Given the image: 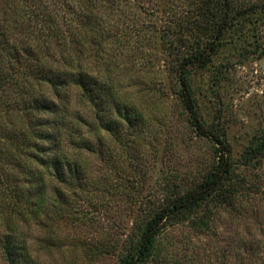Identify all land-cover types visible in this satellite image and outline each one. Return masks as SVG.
Returning <instances> with one entry per match:
<instances>
[{"label":"trees","instance_id":"16d2710c","mask_svg":"<svg viewBox=\"0 0 264 264\" xmlns=\"http://www.w3.org/2000/svg\"><path fill=\"white\" fill-rule=\"evenodd\" d=\"M132 6L144 17L156 14L160 25L127 13ZM147 36L154 37L157 51H167L187 125L211 141L213 164L184 193L176 187L159 205L142 211L118 264H162L155 259L157 237L167 223L184 217L195 234L205 235L218 210L233 218L247 217L242 198L262 192L256 169L264 157V133L252 136L238 159L252 171L250 177L235 174L236 161L223 129L217 121L208 128L200 117L192 79L196 70L207 68L210 88L218 84L223 68L212 62L228 39L238 45L241 62L264 56V0H0V192L8 196L0 201V210L3 202L18 213L24 207L23 221L27 212L35 213L38 222L41 215L73 220L70 196L57 184L78 186L85 168L71 164L66 152L73 136L67 131L71 119L60 111L61 88H77L84 102L94 105L103 91L101 80L84 68L82 54L91 47L100 54L107 40L127 48ZM53 62L62 65L55 70ZM40 82L50 86L52 98L37 91ZM82 142L88 140L82 137ZM44 172L57 183L51 191L45 188ZM2 222L0 218V251L7 264H14L23 244L15 234L19 223ZM2 225L7 227L3 230ZM237 246L247 249L246 243ZM248 248L258 256L254 244ZM255 260L219 264H264V258Z\"/></svg>","mask_w":264,"mask_h":264},{"label":"rangeland","instance_id":"374dc122","mask_svg":"<svg viewBox=\"0 0 264 264\" xmlns=\"http://www.w3.org/2000/svg\"><path fill=\"white\" fill-rule=\"evenodd\" d=\"M127 13L160 25L156 14L144 17L135 6ZM108 41L100 54L92 47L82 54L84 68L102 82L97 103L84 102L77 88L67 92V86L61 88L59 107L71 119L67 131L73 136L66 152L71 164L85 168L84 177L70 188L51 182L44 172L45 188L51 191L57 184L70 196L73 220L41 215L43 221L38 222L35 213L27 212L23 221L24 207H19L21 216L15 219L18 210L3 202L2 223H19L15 234L23 243L14 264H118L142 211L159 205L165 194L184 193L213 164L211 141L187 125L167 51L156 50L153 36L127 48L123 41V46ZM237 46L228 39L214 56L212 63L223 68L217 85L210 88L207 68L196 70L192 82L202 121L208 128L212 121L219 123L231 145L235 174L250 177L252 171L240 166L238 159L252 136L264 133V56L241 62ZM61 65L53 62L52 68ZM36 88L44 97H53L48 84L40 82ZM256 170L262 192L242 198L247 217L233 218L218 210L205 235L195 234L188 219L177 218L157 237L155 259L162 264L263 259L264 157ZM6 196L7 191L0 192V201ZM242 243L247 249L237 246ZM252 244L257 257L249 252ZM0 264H7L1 251Z\"/></svg>","mask_w":264,"mask_h":264}]
</instances>
